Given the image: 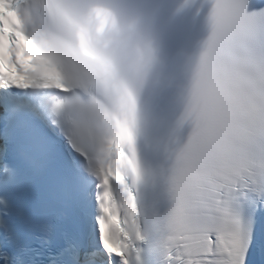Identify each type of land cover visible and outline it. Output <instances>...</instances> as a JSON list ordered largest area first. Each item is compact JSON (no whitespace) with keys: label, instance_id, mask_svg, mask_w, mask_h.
<instances>
[{"label":"snow or ice","instance_id":"snow-or-ice-1","mask_svg":"<svg viewBox=\"0 0 264 264\" xmlns=\"http://www.w3.org/2000/svg\"><path fill=\"white\" fill-rule=\"evenodd\" d=\"M208 22L173 124L136 6L0 0V264H264V0Z\"/></svg>","mask_w":264,"mask_h":264},{"label":"clouds","instance_id":"clouds-1","mask_svg":"<svg viewBox=\"0 0 264 264\" xmlns=\"http://www.w3.org/2000/svg\"><path fill=\"white\" fill-rule=\"evenodd\" d=\"M127 3L134 5L133 3L130 2V0H126ZM135 6V5H134ZM137 7V6H136ZM138 8V7H137ZM139 9V8H138ZM145 16H147L141 9H139ZM148 17V16H147ZM149 18V17H148ZM150 19V18H149ZM151 20V19H150ZM152 21V20H151ZM150 35L151 38L154 42L155 45V49H156V53H157V62H156V71L161 73L162 69H163V64H162V60H161V47H160V43H159V37L157 35L156 29L153 25V22L151 23L150 26Z\"/></svg>","mask_w":264,"mask_h":264}]
</instances>
